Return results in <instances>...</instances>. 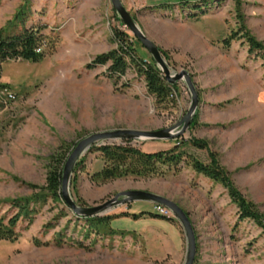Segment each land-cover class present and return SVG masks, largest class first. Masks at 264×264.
I'll return each instance as SVG.
<instances>
[{
	"label": "rangeland",
	"instance_id": "1",
	"mask_svg": "<svg viewBox=\"0 0 264 264\" xmlns=\"http://www.w3.org/2000/svg\"><path fill=\"white\" fill-rule=\"evenodd\" d=\"M121 2L166 54L170 71L188 72L199 98L195 123L180 137L131 145L150 153L191 139L202 144L199 149L187 143L183 150L204 163L216 158L264 224V69L261 52H250L241 37L247 33L264 48V0H222L196 17L179 4L192 6L195 0ZM163 4L171 9L159 8ZM18 11L22 15L15 19ZM116 16L111 0H0V28L18 32L23 25L44 26L42 33L52 46L37 63L10 60L1 66L0 81L7 82L16 98L0 106V217L13 216L18 209L12 201L24 199H29L31 214L16 225L17 239L0 240V264H183L185 239L176 254L169 238L163 239L162 226L142 214L153 213L151 203L118 206L100 216L112 217L110 226L94 230L67 206L32 187L44 185L49 157L61 146H67L68 158L91 134L169 128L189 108L190 95L182 82L170 102L157 106L134 71L126 72L121 82L129 86L117 92L105 76L107 65H92L97 55L115 48ZM119 30L134 38L127 27ZM136 49L140 57L150 58L141 46ZM77 163L69 190L79 206H97L130 190L177 200L194 228V264H264V230L250 219L240 220L237 204L221 185L189 168L96 185L90 176L103 165L99 153L88 151ZM201 181L202 193L196 188ZM124 213L142 216L119 217Z\"/></svg>",
	"mask_w": 264,
	"mask_h": 264
},
{
	"label": "trees",
	"instance_id": "2",
	"mask_svg": "<svg viewBox=\"0 0 264 264\" xmlns=\"http://www.w3.org/2000/svg\"><path fill=\"white\" fill-rule=\"evenodd\" d=\"M197 4L190 6L191 2H180L183 8H190V16L196 17L197 13L204 14L211 6L220 5L222 0H195ZM159 8L171 9L170 4H163ZM22 15L21 11L16 13L15 19H19ZM118 23L112 34V41L115 48L97 55L92 62L93 66H105V76L112 82L117 92H122L129 84L122 83V78L126 72L131 70L138 77L143 78L147 93L155 100L157 106L164 105L171 101L176 92V84L170 85L160 72L151 58H142L137 53L136 46L140 43L130 37L126 32L120 31L119 27L124 24L115 17ZM16 24L13 23L12 26ZM44 26H22L18 32H10L7 27L0 28V74L3 63L10 60H22L31 63L41 61L46 55V51L51 52V43L42 33ZM245 41L249 47V51H260L262 59V67L264 69V48L255 41L247 33L243 34ZM225 46H229L230 42L225 40ZM142 47V46H141ZM143 48V47H142ZM162 56L166 59V54L160 50ZM5 84L0 83V88ZM195 123V118L191 122V127ZM190 144L196 148L203 149V145L195 140L181 141L174 145L171 149L157 152H142L131 145V141L126 140L121 143H105L100 146H92L89 151L97 152L103 162L101 170L90 176V181L96 185H103L115 180L132 177L135 179H146L151 177H162L167 172L173 174L180 173L183 169H191L195 175L202 176L210 180L214 184H219L228 191L229 197L237 204L239 208L240 220H252L260 228L264 230L262 217L255 211L254 207L248 202L241 199L228 178L225 171L218 163L216 158H209L208 163H204L195 158L191 153L183 150L185 145ZM67 146H61L58 151L51 155L48 160V171L45 183L41 187H34V190L45 192V195L51 200L65 206L61 200V180L62 170L66 161L69 150ZM80 167L77 163L75 169ZM12 206L18 209V212L7 220L0 217V240L12 241L17 239L16 225L21 218L27 220L31 214L29 210V199L12 201ZM66 207V206H65ZM151 218L162 219L167 222L177 223L173 218L164 219L153 213H142ZM141 215L124 213L119 217H131L139 219ZM76 217V216H75ZM84 220L91 228L102 226H110L112 217H96L90 219L77 218ZM115 232L110 230L109 234Z\"/></svg>",
	"mask_w": 264,
	"mask_h": 264
},
{
	"label": "water",
	"instance_id": "3",
	"mask_svg": "<svg viewBox=\"0 0 264 264\" xmlns=\"http://www.w3.org/2000/svg\"><path fill=\"white\" fill-rule=\"evenodd\" d=\"M111 3L118 19L128 28L132 36L140 43L154 61L167 83L174 85L177 84V82H182L184 84L190 95V105L184 118L169 128L156 131L114 130L94 133L80 140L71 151L62 170L61 200L65 206L80 219L100 217L108 214L118 206L135 201H146L152 205H161L171 212L173 219L177 222L183 233L185 239V258L183 264H194L197 251L194 228L188 215L172 200L142 190H130L118 193L113 198L100 205L81 207L72 198L69 190L70 177L75 164L92 146L97 144L101 145L107 141H167L175 139L180 137L185 130L188 129L199 105L198 94L188 72L180 71L178 73H172L159 48L139 29L132 16L123 6L121 0H111Z\"/></svg>",
	"mask_w": 264,
	"mask_h": 264
},
{
	"label": "crops",
	"instance_id": "4",
	"mask_svg": "<svg viewBox=\"0 0 264 264\" xmlns=\"http://www.w3.org/2000/svg\"><path fill=\"white\" fill-rule=\"evenodd\" d=\"M1 84H6L7 85V82H2L0 81ZM205 181V180H204ZM199 182H200V178H199ZM203 182L201 181V183H197L196 185V188L198 189H203V186H202ZM201 187V188H200ZM200 190L198 192H200ZM202 193V190L201 192ZM203 199H205V197H203ZM176 202L179 204V206L185 210V208L176 200ZM151 220L153 221H157L158 224L160 226H162L163 228V231H164V235L162 236L163 239H165L166 237L169 238L170 240V243H171V246L174 248L173 251L176 252V254H179L182 250V246H183V234L180 230V227L177 223H171V222H167L165 220H159L157 218H152Z\"/></svg>",
	"mask_w": 264,
	"mask_h": 264
},
{
	"label": "built area",
	"instance_id": "5",
	"mask_svg": "<svg viewBox=\"0 0 264 264\" xmlns=\"http://www.w3.org/2000/svg\"><path fill=\"white\" fill-rule=\"evenodd\" d=\"M125 26V25H124ZM126 27V26H125ZM16 94L13 92L12 88L5 84V86L0 88V106H6L8 103H11L15 100ZM153 214L160 218L169 219L172 218L171 212L161 206L153 205Z\"/></svg>",
	"mask_w": 264,
	"mask_h": 264
}]
</instances>
